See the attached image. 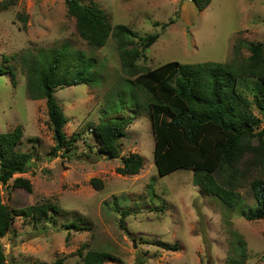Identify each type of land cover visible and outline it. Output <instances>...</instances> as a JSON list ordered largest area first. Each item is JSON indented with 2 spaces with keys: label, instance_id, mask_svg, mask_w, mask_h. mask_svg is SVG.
Returning a JSON list of instances; mask_svg holds the SVG:
<instances>
[{
  "label": "rangeland",
  "instance_id": "rangeland-1",
  "mask_svg": "<svg viewBox=\"0 0 264 264\" xmlns=\"http://www.w3.org/2000/svg\"><path fill=\"white\" fill-rule=\"evenodd\" d=\"M78 1L87 6L97 4L110 15L113 25L133 30L137 37H132L135 43L130 48L134 45L141 50L140 35L160 34L146 57L137 60L144 68L169 61L236 64L248 60L251 43L264 45V0H211L203 11L192 0ZM172 19L173 24L162 27ZM63 47L72 57L96 62L92 83L57 87L55 97L68 117L64 131L68 139L75 135L77 140L67 154L62 155V150L51 156L56 140L46 99L29 94L28 65H35V60L42 71ZM69 67L70 73H75ZM0 68L4 71L0 74V131L21 125L24 142L19 147L33 155L27 173L16 174L5 186L0 183L3 200L14 208L47 201L59 208L39 221L15 218L11 231L0 236L7 255L5 264L59 258H64V264H84L76 253L83 244H87L83 253L105 251L115 256L104 264H228L230 257L238 258L232 249L236 244L233 231L247 242L246 264H264L263 219L249 221L238 211H229L216 196L204 193L194 183L192 170L180 168L165 176L159 173L152 119L145 108L148 97L139 87L134 89L140 107L132 103L123 112L132 116L137 110L119 142L121 157L132 152L143 157L141 171L120 175L116 169L122 166L121 157L109 159L97 153L94 127L103 118L106 104H116L126 80L134 79L122 68L113 36L103 47L88 44L64 0H16L9 9L0 10ZM107 113L109 118L114 116ZM255 113L260 115L257 109ZM19 176L30 180L32 192L14 185ZM258 176L264 174L253 170L246 181H237L248 206L256 205L251 183ZM94 177L103 180V189L92 186ZM219 179L223 184L227 178ZM117 205L131 212L125 218V228L120 226ZM71 221L84 229L77 230ZM158 241L176 243L179 249L166 250L156 244Z\"/></svg>",
  "mask_w": 264,
  "mask_h": 264
},
{
  "label": "trees",
  "instance_id": "trees-1",
  "mask_svg": "<svg viewBox=\"0 0 264 264\" xmlns=\"http://www.w3.org/2000/svg\"><path fill=\"white\" fill-rule=\"evenodd\" d=\"M15 1L3 0L0 10L9 9ZM192 1L200 11L211 2ZM64 2L68 14L76 18L80 36L88 44L103 47L110 36L116 39L122 68L127 75L134 77L126 80V89L117 95L116 104H106L103 118L94 127L97 153L109 159L121 157L119 140L126 135L137 110L132 116L123 115V112L132 103L140 107L139 93L134 89L135 86L139 87L148 97L145 108L152 119L154 158L159 173L165 176L180 168L192 170L194 183L204 193L216 196L229 211H238L249 221L264 220V176L254 178L251 183L255 206H248L238 190L241 187L238 182L246 181L247 173L254 170L259 175L264 174V45L251 43L248 60L236 64L169 61L156 68H144L137 60L146 57L147 50L157 41L159 33L138 36L141 50L134 45L130 48V44L135 43L132 37L136 38V33L126 25H113L110 15L97 4L87 6L78 0ZM173 23L172 19L162 27L166 28ZM69 53L66 47L56 51L48 65L42 67V71H38L35 60L32 62L35 65H28L29 94L34 99H46L49 121L56 140V145L49 151L51 156H58L62 150V155L67 154L74 147L73 141L77 140L75 135L68 139L64 131L68 117L55 97L57 87L90 84L93 81L91 70L95 59L87 60L83 56L78 59ZM69 65L75 73H70ZM1 73H4L2 68ZM35 79L38 81L36 84ZM256 109L260 115L255 113ZM107 112L114 116L109 118ZM23 140L24 128L21 125L8 132L0 131L1 185H7L16 174L27 173L30 168L33 155L20 149ZM121 158L122 166L116 169L118 174L133 176L141 171L143 157L138 153L132 152ZM219 177L227 178L223 180L226 183L222 184ZM90 181L95 189L104 188L102 179L94 177ZM1 185V237L11 231L18 216L39 221L46 218L50 210L59 211L55 204L48 201L14 208L4 202ZM14 185L33 191L30 180L22 176L14 179ZM115 210L121 213L120 226L125 228V218L131 212L120 209L119 205ZM71 224L77 230L84 229L76 221H71ZM232 235L236 239L232 249L238 258L230 257L228 264H246L249 256L247 242L236 231ZM156 244L166 250L179 249L176 243L158 241ZM86 247L87 244H83L76 251L83 258L84 264H104L115 259L114 255L105 251L88 250L83 253ZM6 261L7 255L0 244V264ZM32 264H64V258L53 262L35 261Z\"/></svg>",
  "mask_w": 264,
  "mask_h": 264
}]
</instances>
